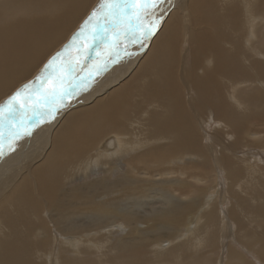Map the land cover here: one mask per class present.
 <instances>
[{"label":"bare ground","instance_id":"1","mask_svg":"<svg viewBox=\"0 0 264 264\" xmlns=\"http://www.w3.org/2000/svg\"><path fill=\"white\" fill-rule=\"evenodd\" d=\"M101 2L0 0V105L6 104L18 89H23L33 82L32 78L34 80L41 74L49 59L63 50L93 10H99ZM161 8L156 9L161 17L159 25L143 46L134 42L122 44L121 48L126 51H121L118 59L110 61L105 70L79 84L72 97L57 102L61 108L36 123L34 140L23 142L22 145L26 146L18 149L15 158L0 165V210L8 204L10 208L16 207L24 218L29 216L31 221L26 222L24 230L31 237L40 235L35 247L45 250L41 256L47 252L52 254L58 246L71 255L81 254L89 248L99 251L102 244L111 242L118 232H123L125 237L112 244L139 254L149 245L148 238L159 236L161 229L171 235L174 227L184 219L188 224L191 219L198 218L197 202L205 205L206 201L199 199L202 196L200 190L192 187L198 184V178L191 176L193 183L189 184L185 182L186 171L183 173L189 165H197L202 159L199 156L205 158L206 150L213 155L202 144L201 137L202 121L207 112L211 111L212 119L238 136L249 129L252 133L248 134V130V136L256 137L258 144L262 145L257 150L258 155H264V110H250L243 117L236 113L244 103L250 108L264 105V92L261 91L264 89V0H171ZM146 26L151 25L146 21ZM140 34L143 35L142 31ZM209 58L212 66L204 67ZM92 78L95 80L84 87ZM253 83L255 87L250 86ZM237 85L240 87L236 88ZM248 90L250 94H247ZM186 102L189 110H185ZM259 120L261 128L254 131V122ZM217 133L224 140L226 133L223 129ZM19 140L9 142L5 128L4 148L9 149ZM35 146L47 148L41 154H35L32 152ZM156 151L159 154L153 157ZM225 151L227 154L221 153L215 160L226 171L230 197L234 207L238 205L241 215L234 216L235 212L225 215L217 207L211 208L213 202H210L201 220H204L203 229L219 226L220 231L232 236L233 229L228 225L235 223L236 233L241 234L243 222L238 220L246 218L249 212L242 202L244 195L237 200L232 192L236 185H249L255 181L257 195L264 199V172L260 170L258 178L244 177V174L249 175V167L257 163V160L252 161L253 152L249 158L243 159L244 163L241 159L238 164L230 161L233 148L228 146ZM17 163L21 168H17L19 164L15 167ZM124 163L128 166L123 178L116 175L111 179ZM198 165L197 168L201 166L200 162ZM203 167V170L207 169ZM153 171L158 172L153 175ZM98 173L103 177L69 186L78 178ZM153 176L164 177L151 179L153 185L154 182L166 186L178 184V189L179 186H191V191L186 190L192 198L187 196V200L182 194L159 190L161 208L145 212L147 204H141L151 194L140 195L143 189L138 194L141 187L136 192L133 186L136 188L137 183L148 185V179ZM136 210L147 214L139 217L142 222L137 220ZM255 213L263 217L264 207L257 208ZM77 218L83 227L70 225ZM196 221V229L199 228L200 232L202 226ZM6 224H10L8 227L14 233L9 240L0 237V264H31L28 260L17 259L14 250L19 247V251L28 254L32 245L22 242L14 221ZM50 224H56L61 234ZM255 232L245 234L244 238L261 244L255 253L262 262L260 264H264V237ZM191 238L192 235L180 244L183 246H174L177 249L173 247L165 253L185 246L200 247L203 240L198 236ZM150 244L156 253L164 252L158 249L160 244L157 241L152 243L150 239ZM229 253L232 254L230 260L239 259L233 250ZM230 260L229 264L233 262ZM48 264L55 263L48 260Z\"/></svg>","mask_w":264,"mask_h":264},{"label":"rangeland","instance_id":"2","mask_svg":"<svg viewBox=\"0 0 264 264\" xmlns=\"http://www.w3.org/2000/svg\"><path fill=\"white\" fill-rule=\"evenodd\" d=\"M81 22H82V20L78 24H80ZM262 32L264 34V24H263V31ZM68 38H69V36L67 37V39ZM263 41H264V39H263ZM263 44H264V42H263ZM73 54H75V52H73ZM92 59L96 62L95 58L93 57V58H91L89 60V64L92 63V61H91ZM94 61H93L92 65L95 64ZM41 65L39 66V68L41 67ZM211 66H212V60H211V58H209L208 62L205 63L204 67H211ZM86 73L87 72L83 73V75L86 74ZM255 79H257V78H255ZM94 80H95V78H92V80L90 82H87L84 85V87L89 85ZM257 80H260V79H257ZM31 81L34 82L35 79L33 80V78H32ZM252 85H254V87H255V83L251 84L250 86H252ZM239 87H240V85L236 86V88H239ZM224 90H225L226 93L228 92V88L227 87H225ZM77 91H79V90H77ZM248 91L249 92L247 94H250V90H248ZM251 91L255 93L254 90H251ZM261 91L264 92V89L263 90L261 89ZM70 97H72V95H70ZM26 99H27V96H25V100ZM67 99L68 98H65L64 100H67ZM186 99L188 100V98H186ZM187 103L188 102L185 103V106H186L185 110L186 109L189 110V108H188L189 104H187ZM244 104L241 105L242 107L240 106L241 109L237 108V111H236V113L238 115H240V117H243L244 114H246L250 110H252L250 112H260V111L264 110V105H258L257 104V105H254L252 108H250L251 106L247 107V104H245V105ZM18 107H21V105H18ZM57 107L59 109L61 108L59 105H57ZM210 112H209V114L211 116L207 112V115H206V118H205L207 121L205 119L202 121L204 125L201 128L202 129L201 130V137H202V140L204 141L202 144H204L207 148H209V150L212 151L213 155L211 156L210 153H208L209 151L206 150V153H207L206 154L207 157L205 155L206 159L204 157H202V156H199V158H202L199 161L201 166L199 168H197L199 166L198 165L199 162L197 163V165H194L195 168L192 167L191 165H189V166L187 165L188 168L186 167V170H184V173H183V174H185V171H186V174L184 175L186 177L185 178L186 179L185 182H187L189 184L193 183V181L191 179V176H194V178L195 177L198 178V181H199L198 184L196 186L192 185V187H193V189L195 188V190H200L199 192L201 193L202 196L199 197V199L200 198L204 199V201H206V204L205 205L204 204L200 205L201 202L200 201L197 202V206H196L197 208L195 207V209H196V211L198 213V218L194 216L195 218L191 219V221H189L188 224H187V220L184 219L185 221L183 220L176 227H174L175 231L171 235L168 232H166L167 231L166 229H161L163 231H162V233L159 236L154 237V238H148L149 245L143 249V251H142L143 253H139L138 254V253H133L132 252L133 253L132 254V253L127 252L125 250L119 249L118 245H116V243L112 244L114 240L118 241V240H121L123 237H125L123 232H118L115 235V237L112 238L113 240L111 242H107V243L102 244V247H100L99 251H96V250H93V249L90 250V248H89V249H85V250L83 249L84 252L81 253V254H76V255L72 254L71 255V253H67L66 251H64V249L61 246H58L56 248L55 252L52 251V254L49 255L48 252H47L46 254L41 256V253L45 252V250L42 249V248L35 247L36 243L39 240L40 235H33L31 237V235L28 232H26V230H24L26 222L31 221L29 219V216H26L25 218H27V219H25L23 216H21V212L16 207L12 206V208H10L9 207L10 205H8V204L6 206H4L0 210V223L2 225V229L0 231V234H2V235H0V237H3L4 240H7L8 238L11 239V237H12L14 232L12 231L11 227L10 228L8 227V226H10V224H6V223H8L10 220L14 221L15 222L14 226H18V229L20 230V231H18V233H20L19 235L22 238V242L24 244L32 245V250L28 254L19 251V249H18L19 247L18 248L16 247L15 250H14L15 251V256L20 261L28 260V261H30L31 264H48V260H53L55 264H57L58 262H59V264H229V260H230L229 257L231 258V256H232V254L229 253L230 250H233V252L237 256H239V259L237 258V259H234V260L233 259L230 260L231 262L233 261L232 263L230 262L231 264H260V263H262L261 260L259 259L258 255H256V253H255V250L259 249L258 247L261 244L258 243V242H256V243L252 242L254 239H250L248 241L246 238H244L245 234H251L253 231L254 232L256 231L255 233L260 234L259 237H264V235H263L264 234V232H263L264 231V229H263L264 228V226H263L264 225V220H263L264 216L262 217L261 215H257L255 213L257 208L264 207V199L261 198L260 195H257V184L255 183V181H252L253 183L249 184V185H247L246 183H241V184H239L240 186L236 185L235 190L232 192L233 196L236 195L237 200H238V197L240 195H244L243 196V200L244 201H242V202H245V206L247 207V211L249 209L248 214L246 213V218L243 217L242 220L241 219L238 220V222H241V223L243 222L241 224V228H242L241 234H239V233L237 234L236 233L237 225L235 223H233V225H231V224L228 225L231 228V230L233 229L232 231L234 233L232 232L233 233L232 236H231L230 233H228V234L226 233L227 234L226 235L224 233V231H220L219 226H217V228L215 226L214 227L209 226V227H207L208 229H206V228L203 229L204 220H201V217H202V215H204L205 212H207V208L209 207L207 205V203L209 204L210 202H213V203H211L210 207L211 208L217 207L219 209V211L223 212V214H225V215H228V213H231V212L232 213L235 212V213H233L234 216H235V214L241 215V211L238 208V205H235V207H234L233 199H232V197H230V194H229L230 190H229V187H228L229 184H226V181H227L226 180V171L224 170L223 167H221L220 164H216L217 160H215V158L220 156L221 153H223V155L228 153V155L231 156L229 154V152H228L229 150H226L227 151V153H226L225 148L228 149V146L233 148V152L231 153L233 155V157H232L233 159H231L230 161L231 162H235V163H238V161H240L241 159L243 161L242 163H244L243 159L249 158L250 153L252 154V152H253V154H252L253 155L252 156L253 160L252 161H256L257 160V163H256V165H255V163H253L249 167L248 172H249L250 176L247 175V174H244V177H246V178L247 177L248 178L249 177L258 178L260 170L264 172V169H263L264 168L263 167L264 166V155H262V156L258 155V152H257V150L261 149L262 145L258 144L259 141H257L256 137L254 138L253 136H248V134H251L252 132L248 129L249 130V133H248V130L246 129L247 130L246 132L240 134L241 137H240V135L238 136L235 133H231L230 129L227 126L225 127V126H223V124H220L219 122H216L215 119H212L213 118L212 114H211L212 112L211 113ZM187 114H189V111H187ZM254 123H256V124L254 125L253 130L254 131H258L261 128L260 127L261 126L260 125V120L257 121V122H254ZM217 124H218V126H216ZM221 126L225 127V128H222ZM222 129L226 133V135H224L225 136L224 140L222 139V136L218 137V135H217L218 134L217 131L218 130H222ZM225 129H227V130H225ZM34 130H35V132H34ZM36 130H37L36 128H32V130H31V135L32 136L31 135H28V136L24 135L25 137L23 136L22 137L23 139L20 138V140H19L20 142L19 141H17L16 143L13 142L10 145V147H9V145H7L9 147V149H6V148L3 147V155L0 156V165L1 164H8L10 160L15 158V153H18V149L23 148V147L26 146V145H22L23 142H25L26 140H29L30 142H32L34 140V137L37 135V133H36L37 131ZM243 135H244V137H247V138L244 139ZM237 137L241 138V140L237 139ZM31 138H33V139H31ZM215 138H217V139H215ZM247 139L249 141L253 140V142L252 141L249 142ZM253 143H255V144H253ZM201 146H203V145H201ZM46 148L47 147L45 146V147L39 149L37 146H35L32 149V152L35 153V154H38V153L41 154ZM234 148H236V149H234ZM158 152L159 151H156V153L154 152L155 154L152 153V154H154L152 156L153 157H157L158 156L157 154H159ZM19 157H20V152H19ZM135 162L136 161H134V163ZM20 163H17L15 167H17V165L19 164V166L17 168H21L20 167L21 166ZM140 165H141V163L138 164V166H140ZM260 165H262V166L260 167ZM127 166H128V164H125V163L123 165H121L120 166L121 169L119 170V172L115 171L116 173H115V175L113 177H111V179H115L116 175L123 178V175L125 174V171H127L126 170ZM203 166H205V168H207V169L203 170V168H204ZM242 167H243V164H242ZM163 168L164 167H161V169H163ZM199 169H201V170H199ZM140 172L141 171H139V173ZM157 172L158 171H155V172L153 171L151 174L154 175ZM140 174H142V173H140ZM101 175H102L101 173H98L97 175L93 174V175L87 176L86 177L87 179L86 178H78L74 182H72V184L69 185V186H72V185L77 186V184L78 185H82V183H85L86 180L91 181L92 178L93 179H99V177L100 178L103 177ZM162 178H164V177L155 178V176H153V178L150 177L148 179L150 184L146 183L148 185H145V183H142V184L139 183L140 185H138V183H137V187L136 188H135V186H133L134 187L133 189L136 190V192H138V190L141 189V190H139L138 194H140L142 192V189H143V192L140 195H142L145 192H149L151 194L150 197L148 196L147 199H144L142 201L141 205L147 204V206L145 208V212L149 213L150 210L151 211L152 210H158V209L161 208L162 202L159 199L160 198L159 197V195H160L159 190L170 191V192H173L174 194L178 193L179 195L182 194L181 196H183V195L185 196V198L183 196L184 199H187V198L189 199L190 197L192 198L191 193L189 195V191H191V189H189V188L191 186L187 187V188H185L186 186H179V189H180L179 190L178 187L176 186L178 184H175L174 186H172V185L166 186L167 184L160 185L157 182H154L155 183L154 185L151 184L152 183L150 181L151 179L152 180H157V179H162ZM106 181H108V182L107 183L105 182V183L107 185H109L110 181L108 179ZM209 184H210V186H209ZM156 185H158V187ZM159 185H160V187H159ZM138 187H141V188L138 189ZM147 187H149V188H147ZM196 187H197V189H196ZM186 189H188L189 191L187 192ZM156 191H158V192H156ZM183 191L186 192V193H184ZM249 192L252 193V194H250ZM157 193H159V194H157ZM262 196H264V194ZM207 198L209 199V201H208ZM237 200H235V203H236ZM247 201H249V202L247 203ZM141 205H140V207H141ZM127 206L129 207L130 205L127 204ZM140 210H142V209H140ZM145 212H142V211H139V210L135 211V213L137 214V218H138L137 220L138 221L142 222V219H140L139 217H141L143 215H147ZM225 218L227 220V217H225ZM196 219L198 221H200L199 222L200 224H198V226H200V225L202 226L200 232H199V228L196 229L197 228L196 227V223H197ZM45 220H46V217H45ZM259 223H261V224H259ZM4 225H5V227H4ZM50 225L59 235L61 234L60 231L57 230L56 224L55 225L50 224ZM70 225L71 226H81V227L84 226L82 224V222H80V220L78 218L74 219V221L71 222ZM204 227H206V226H204ZM232 227H234V228H232ZM216 229H217V231H216ZM2 230H3V232H2ZM243 230H245V231H243ZM193 232H194V234H191ZM196 232H198L200 235H201V232H202L201 237ZM243 232H246V233H243ZM75 233L76 232H74V236H77V234H75ZM205 233H206V235H205ZM196 234H197V236L199 238H201L203 240V241H201L200 247H193V246L192 247L191 246L186 247L185 246V247H182L181 249L165 253V250L169 251L167 249L171 250L174 246H183V245H180V244L184 243L185 240L188 239L190 235H192V238H194V237L196 238L197 237ZM221 234H222V236H220ZM236 235H237V237H236ZM51 237L53 238V230H51ZM167 237H169V238H167ZM163 238H165V239H163ZM34 239H35V241H34ZM150 239H152V243L157 241V243L160 244L159 245L160 248L158 246V249L159 250H164V252L162 254L156 253L155 247L154 246H150L151 245L150 244ZM171 239H173V240L171 242H169ZM52 241H53V244H55L54 240H52ZM251 244H252V246H251ZM254 244H256V245L254 246ZM174 248L177 249V247H174ZM37 252H39V253H37ZM54 255H55V257H54ZM80 255L82 257H80ZM107 257H109V258H107ZM175 258H177V259H175ZM65 259H66L67 262H65ZM143 259H144V261H143ZM258 259H259V261H258ZM61 260L64 261V262H62ZM68 261H69V263H68ZM241 262H243V263H241Z\"/></svg>","mask_w":264,"mask_h":264},{"label":"snow or ice","instance_id":"3","mask_svg":"<svg viewBox=\"0 0 264 264\" xmlns=\"http://www.w3.org/2000/svg\"><path fill=\"white\" fill-rule=\"evenodd\" d=\"M165 2L171 0H102L99 10L94 9L63 50L49 59L35 82L18 89L6 104L0 105V156L5 128L9 142L31 135L36 123L58 111L57 102L62 103L79 84L118 59L120 52L126 51L122 44L143 46L159 25L161 17L156 9ZM146 21L151 26H146ZM93 57L94 65L89 64Z\"/></svg>","mask_w":264,"mask_h":264}]
</instances>
